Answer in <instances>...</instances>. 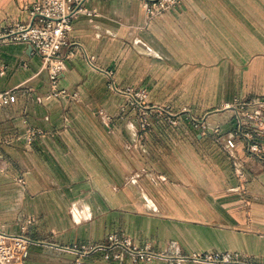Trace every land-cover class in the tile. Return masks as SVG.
I'll use <instances>...</instances> for the list:
<instances>
[{
    "label": "crops",
    "instance_id": "1",
    "mask_svg": "<svg viewBox=\"0 0 264 264\" xmlns=\"http://www.w3.org/2000/svg\"><path fill=\"white\" fill-rule=\"evenodd\" d=\"M36 1L0 0V35L27 22ZM84 5L98 15L73 20L70 42L80 47L61 48L56 84L29 45L0 43V92L19 88L0 108V227L18 234L32 222L26 264H77L56 247L106 245L114 234L170 258L138 264L214 252L264 264V161L221 111L264 97V0H182L151 20L143 0ZM106 71L151 105L210 113L207 133L161 116L142 130ZM30 128L44 133L32 145ZM248 131L262 134L264 156V128ZM81 263L133 264L120 250Z\"/></svg>",
    "mask_w": 264,
    "mask_h": 264
},
{
    "label": "built area",
    "instance_id": "2",
    "mask_svg": "<svg viewBox=\"0 0 264 264\" xmlns=\"http://www.w3.org/2000/svg\"><path fill=\"white\" fill-rule=\"evenodd\" d=\"M181 1L143 0V7L147 18L151 20L165 11L177 7ZM84 3L85 0H37L30 9L28 21L6 29L0 35V43L29 45L32 53L42 59L50 79L53 84H56L59 77L66 70L65 59L59 55L61 48L76 45L75 43L71 44L69 38L73 20L81 15L91 18L98 15L96 8L89 9L85 7ZM85 58L90 67L98 69L93 57L85 54ZM105 74L109 82V89L113 93L122 96L137 110L142 130L148 128L152 116H161L171 125H177L181 120H185L194 129L200 130L201 134L207 133V119L210 113L203 117H197L186 109L173 112L170 106L151 105L147 102L148 95L145 90L121 88L117 85L113 72L106 71ZM18 90L19 88L0 92V108L15 103ZM54 95L65 96L66 94L56 91ZM221 111H229L233 114L237 135L250 141L249 151L264 161L262 151L256 143V137H261L262 134L257 132L254 135L248 131L251 128H264V97L250 101L236 100L232 104L225 105ZM212 113H216V111ZM40 137H44L42 131L30 128L25 135V140L28 145H32ZM227 144L230 148H235L236 146L235 141L232 139H229ZM31 223V221H27L18 234L8 233L0 227V264H26L29 247L37 244L29 236L28 230ZM56 248L63 253L76 255L78 257L77 264H82V259L101 251L105 252L106 258L109 259L110 254L115 250H120L121 253L129 255L133 264L152 263L156 260L170 259L168 256L153 252L149 246H134L124 234L110 236L106 245L57 246ZM113 258H120V254H115ZM171 260H175L177 264L186 262L193 264H258L248 256L230 252L195 253L171 258Z\"/></svg>",
    "mask_w": 264,
    "mask_h": 264
},
{
    "label": "rangeland",
    "instance_id": "3",
    "mask_svg": "<svg viewBox=\"0 0 264 264\" xmlns=\"http://www.w3.org/2000/svg\"><path fill=\"white\" fill-rule=\"evenodd\" d=\"M264 127V126H263Z\"/></svg>",
    "mask_w": 264,
    "mask_h": 264
}]
</instances>
